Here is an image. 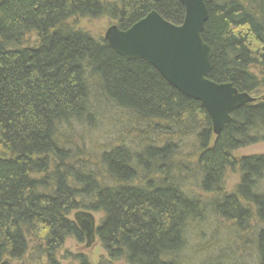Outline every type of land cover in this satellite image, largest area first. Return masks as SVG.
<instances>
[{"label":"trees","instance_id":"1","mask_svg":"<svg viewBox=\"0 0 264 264\" xmlns=\"http://www.w3.org/2000/svg\"><path fill=\"white\" fill-rule=\"evenodd\" d=\"M204 2L209 80L258 98L220 136L201 103L79 27L128 30L152 11L180 26L177 0H0V264L32 254L60 264L67 240L83 242L87 229L107 264H189L186 233L205 225L206 208L235 231L256 217L264 264V155L236 154L264 143V0ZM83 129L103 135L90 141ZM229 170L240 174L231 194ZM86 211L101 215L97 225ZM239 257L224 262L246 264Z\"/></svg>","mask_w":264,"mask_h":264},{"label":"water","instance_id":"2","mask_svg":"<svg viewBox=\"0 0 264 264\" xmlns=\"http://www.w3.org/2000/svg\"><path fill=\"white\" fill-rule=\"evenodd\" d=\"M177 1L186 14L180 26L152 11L128 30L110 25L104 40L118 55L146 61L176 90L201 103L214 135L219 136L234 110L256 103V98L240 93L231 84L209 80L212 49L202 36L209 15L206 4L204 0Z\"/></svg>","mask_w":264,"mask_h":264},{"label":"rangeland","instance_id":"3","mask_svg":"<svg viewBox=\"0 0 264 264\" xmlns=\"http://www.w3.org/2000/svg\"><path fill=\"white\" fill-rule=\"evenodd\" d=\"M110 22L107 20H97L96 22L87 21L81 22L79 27L92 34L94 37H104ZM35 38H33L34 40ZM254 98V97H253ZM256 101H257V97ZM255 104V103H253ZM82 134L88 140H99L103 133L100 134L96 132L89 131L88 129H83ZM237 156L247 157V156H258L264 155V143H258L255 146L247 147L238 151ZM240 183V174L228 171L225 177L224 190L225 193L231 194L235 192V188ZM192 189V191H191ZM257 193L264 194V179L258 183ZM190 191L194 192L195 198H201L204 203L210 197L206 194L202 195L201 191L195 187L190 188ZM201 200V201H202ZM202 201V202H203ZM95 218V224L99 223L101 217L100 214L91 213ZM205 217L203 219L204 226H199L194 231H187L186 236V249L185 257L188 258L187 262L189 264H227L225 261L230 255L240 256L243 255L245 258H240L246 264H255L257 260V253L255 249V237L258 235L257 232H260L263 229V224H258L257 218L251 219L250 224L246 227H243L242 230L235 231L236 225L231 222H224L222 219L215 217L212 213L206 208L203 212ZM74 219V214L70 217ZM258 224V225H257ZM258 226V227H257ZM193 227V226H192ZM191 227V228H192ZM83 242L76 241L73 239H68L62 251L59 252L57 260L60 264H75L73 256L76 254L88 256L92 264H100L107 261H110L108 255L103 250L101 243L97 240L96 234L93 233V238H88L84 236ZM70 255V256H68ZM67 256V257H66ZM105 260V261H104ZM240 262V260L238 261ZM25 264H48L47 260L42 256L35 254L29 256V258L24 262ZM232 263V261H231ZM19 264V263H16ZM116 264H125L124 262H118Z\"/></svg>","mask_w":264,"mask_h":264},{"label":"flooded vegetation","instance_id":"4","mask_svg":"<svg viewBox=\"0 0 264 264\" xmlns=\"http://www.w3.org/2000/svg\"><path fill=\"white\" fill-rule=\"evenodd\" d=\"M87 232H88L87 237H91L92 232L90 231V229H87Z\"/></svg>","mask_w":264,"mask_h":264},{"label":"bare ground","instance_id":"5","mask_svg":"<svg viewBox=\"0 0 264 264\" xmlns=\"http://www.w3.org/2000/svg\"><path fill=\"white\" fill-rule=\"evenodd\" d=\"M104 39V37H103ZM106 41V40H105ZM108 44V43H107ZM109 46V45H108ZM110 47V46H109ZM111 48V47H110ZM112 49V48H111ZM113 50V49H112ZM120 56V55H119ZM122 56V55H121ZM127 59V58H126ZM184 95V94H183ZM187 97V96H186ZM190 98V97H189ZM192 99V98H191ZM193 100V99H192ZM195 101V100H194ZM212 129H213V124H212ZM220 136V135H219Z\"/></svg>","mask_w":264,"mask_h":264}]
</instances>
